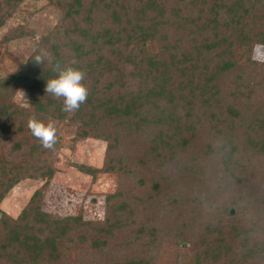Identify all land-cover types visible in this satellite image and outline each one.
I'll list each match as a JSON object with an SVG mask.
<instances>
[{
  "label": "trees",
  "instance_id": "16d2710c",
  "mask_svg": "<svg viewBox=\"0 0 264 264\" xmlns=\"http://www.w3.org/2000/svg\"><path fill=\"white\" fill-rule=\"evenodd\" d=\"M26 1L0 0V31ZM47 1L57 24L0 75V168L17 172L0 178V205L45 181L16 218L1 213L0 264H158L164 242L191 245L192 264H264V0ZM62 124L74 145L107 142L103 172L144 173L103 222L43 210ZM164 183L176 199L153 211Z\"/></svg>",
  "mask_w": 264,
  "mask_h": 264
},
{
  "label": "rangeland",
  "instance_id": "374dc122",
  "mask_svg": "<svg viewBox=\"0 0 264 264\" xmlns=\"http://www.w3.org/2000/svg\"><path fill=\"white\" fill-rule=\"evenodd\" d=\"M57 13L56 9L49 7L47 0H27L7 21L6 26L0 31V75L2 77H9L20 63H24L34 53L40 37L48 34L57 24ZM18 27H26L27 30L34 31L36 36L10 43L3 42L4 35ZM253 59L259 63L263 62L264 47L256 48ZM14 100L19 106L28 107L29 100L25 94H17ZM59 132L62 146L54 164L55 176L45 192L43 210L57 217L82 215L85 221L103 222L107 215L108 198L115 195L131 197L127 196L128 188L135 186L139 180L142 181L144 173H136L134 178L127 180L126 175L122 178L118 173L103 172L108 145L106 141L90 138L74 145L75 125L62 124ZM140 144L141 142L134 144L126 141L122 151L137 150L144 146H139ZM8 167L0 168L1 179L6 177L10 179L17 173L14 172L13 166ZM84 168H91L99 173L92 176L84 172ZM171 175L172 173H167V176ZM148 179L146 177V180ZM169 183H164L163 190L157 199L150 200V204L154 207L153 211L167 207L164 201L170 197L176 199V192L168 186ZM44 184L43 180L27 179L15 186L0 205V218L2 212L13 218L20 215L33 194ZM143 196L145 200H149V198L146 199L149 196L148 193ZM145 215H141L142 220L146 219ZM119 241L120 244H128L126 239ZM137 244L139 246V243ZM132 250H134L133 247ZM144 251L147 252V250ZM158 251L160 252L158 264H192L196 253L191 245L176 247L169 242L162 243Z\"/></svg>",
  "mask_w": 264,
  "mask_h": 264
}]
</instances>
